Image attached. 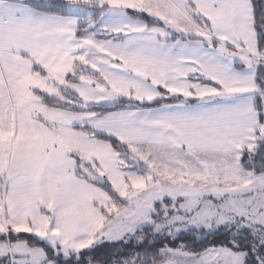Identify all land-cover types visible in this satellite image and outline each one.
<instances>
[{
	"label": "snow or ice",
	"instance_id": "snow-or-ice-1",
	"mask_svg": "<svg viewBox=\"0 0 264 264\" xmlns=\"http://www.w3.org/2000/svg\"><path fill=\"white\" fill-rule=\"evenodd\" d=\"M149 237L264 264V0H0V264Z\"/></svg>",
	"mask_w": 264,
	"mask_h": 264
},
{
	"label": "trees",
	"instance_id": "trees-1",
	"mask_svg": "<svg viewBox=\"0 0 264 264\" xmlns=\"http://www.w3.org/2000/svg\"><path fill=\"white\" fill-rule=\"evenodd\" d=\"M256 3L259 4V0H256ZM200 235L199 233H188L185 236H182L180 239L186 243L190 250L193 251H202L203 249L209 247L212 243H223L225 240V234L223 230L221 232H217L213 235H207V233H203V235L207 236L204 240L196 239V236ZM23 238L28 239L29 237L25 235ZM151 239V240H150ZM150 243L145 244L144 248L141 249L137 246L136 241H130L133 247L125 248L124 245L120 243H105L100 245L95 252L89 253V256H94L98 263L107 264V262L112 261L116 258L117 253H131L132 251H153L155 247H159L161 241L159 239L152 241V238L149 237ZM164 243H168V241H164Z\"/></svg>",
	"mask_w": 264,
	"mask_h": 264
},
{
	"label": "rangeland",
	"instance_id": "rangeland-1",
	"mask_svg": "<svg viewBox=\"0 0 264 264\" xmlns=\"http://www.w3.org/2000/svg\"><path fill=\"white\" fill-rule=\"evenodd\" d=\"M118 243V242H117ZM133 252V251H132ZM98 264H100V263H98Z\"/></svg>",
	"mask_w": 264,
	"mask_h": 264
},
{
	"label": "crops",
	"instance_id": "crops-1",
	"mask_svg": "<svg viewBox=\"0 0 264 264\" xmlns=\"http://www.w3.org/2000/svg\"><path fill=\"white\" fill-rule=\"evenodd\" d=\"M151 240V239H150Z\"/></svg>",
	"mask_w": 264,
	"mask_h": 264
}]
</instances>
